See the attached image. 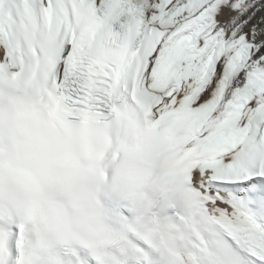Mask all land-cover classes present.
Instances as JSON below:
<instances>
[{
	"label": "bare ground",
	"instance_id": "bare-ground-1",
	"mask_svg": "<svg viewBox=\"0 0 264 264\" xmlns=\"http://www.w3.org/2000/svg\"><path fill=\"white\" fill-rule=\"evenodd\" d=\"M5 1L0 0V9ZM153 2L140 49L146 66L145 91L150 97L179 107L193 106L208 97L219 76L226 75V91L199 139L219 130L264 122V0ZM61 40L69 45L67 34ZM6 43L0 30V49ZM248 150V155H261L252 162L264 167V133L258 145Z\"/></svg>",
	"mask_w": 264,
	"mask_h": 264
}]
</instances>
